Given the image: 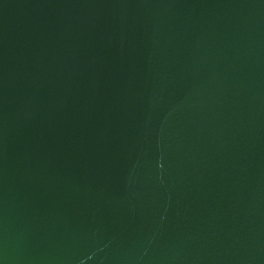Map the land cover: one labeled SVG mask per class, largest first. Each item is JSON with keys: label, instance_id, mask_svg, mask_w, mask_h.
Instances as JSON below:
<instances>
[{"label": "water", "instance_id": "1", "mask_svg": "<svg viewBox=\"0 0 264 264\" xmlns=\"http://www.w3.org/2000/svg\"><path fill=\"white\" fill-rule=\"evenodd\" d=\"M0 264H264V0H0Z\"/></svg>", "mask_w": 264, "mask_h": 264}]
</instances>
